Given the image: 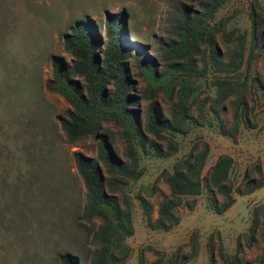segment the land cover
I'll use <instances>...</instances> for the list:
<instances>
[{"label": "rangeland", "instance_id": "obj_1", "mask_svg": "<svg viewBox=\"0 0 264 264\" xmlns=\"http://www.w3.org/2000/svg\"><path fill=\"white\" fill-rule=\"evenodd\" d=\"M174 1L0 0V141L4 143L0 159V264H57L58 250L81 254L94 247L73 214V210L80 212L84 203V185L71 151L94 156L97 139L86 136L75 143L66 142L57 116L70 105L61 94L45 87L51 75L50 55L70 61L62 40L76 18L92 20L102 41L105 13L122 12L129 40L142 43L144 52L160 69L169 55L165 28ZM253 10L260 37L251 48ZM208 24L217 28L213 39L221 59H227L241 43L240 62L232 70L215 69L210 60L204 64L196 55L200 71L173 72L168 79L153 84L138 75L132 56L127 58L135 85L131 92L154 87L147 99L140 98L134 105L143 122L150 100L167 118L174 102L190 101L188 110L194 119L184 118L180 132H164L167 139L158 140L147 132L163 150L168 149V154L158 156L152 150L140 153L138 176L126 177L124 187L116 191L120 207H124L123 190L128 199L131 231L116 246L123 245L125 253L114 264H155L156 260L162 264H225L231 257H237L240 264H264V0H227ZM207 48L205 45L206 53ZM133 51L131 47L130 53ZM166 83L171 91L162 87ZM199 106L202 118L198 117ZM104 126L116 136V153L130 165V148L122 127L111 122ZM193 146L195 151L204 152L199 175L220 154L230 157L227 181L232 203L220 213L213 212L207 207L208 193L202 184L198 193L181 195L167 229L150 228L136 193L147 200L154 218L158 202L169 193L165 172H171ZM257 169L261 185L248 193L235 192L244 171L256 177ZM216 196L220 201L221 194L216 192Z\"/></svg>", "mask_w": 264, "mask_h": 264}, {"label": "trees", "instance_id": "obj_2", "mask_svg": "<svg viewBox=\"0 0 264 264\" xmlns=\"http://www.w3.org/2000/svg\"><path fill=\"white\" fill-rule=\"evenodd\" d=\"M194 6L182 0H175L167 16L168 27L165 28V47L169 51L168 58L161 62L160 69H156V62L144 52L142 43L129 40L123 23V13H105L103 30L104 38L100 40L92 20L76 18L68 32L63 36V46L71 56L69 62L57 55H50L51 75L45 80V87L58 92L69 103V107L62 115L57 116L60 128L66 142L75 143L86 136L96 137L97 148L94 156L86 155L79 150H72L71 156L74 167L80 175L84 185V203L80 212L73 214L77 225L84 229L87 241L93 248H87L81 254L68 250H58L55 253L57 264H114L124 256V246L120 240L130 233L129 202L123 190L121 200L124 207H120L116 191L121 190L127 182L126 177H137V159L140 153L147 154L152 150L158 156L168 154L163 150L158 140L167 139L164 132L182 131L183 119L194 116L188 107L190 101L174 102L170 117H163L153 101H149L143 119L138 116V109L134 105L145 98L153 88H146L142 92L132 93L134 80L129 74L127 58L131 55L137 68L138 75L146 77L151 83L158 84L168 79L173 72L196 73L200 71L195 65L198 55L202 63H210L218 70H232L240 62L242 45L232 51L223 60L218 55V49L213 39L216 27L209 25L208 20L214 12L227 0H192ZM251 16V48L259 40V23L256 12ZM200 45H204L200 48ZM205 45L207 48L204 50ZM133 53H130V48ZM251 50L247 55V60ZM188 81L183 77L182 80ZM255 79V78H254ZM258 82V81H257ZM166 91H171L165 84ZM243 101L242 97H239ZM198 117L202 118L201 107H198ZM0 118V129H1ZM122 127L123 139L129 145L131 159L124 161L116 153L117 140L105 123ZM201 122V120H199ZM224 133L223 124L220 123ZM163 131V132H162ZM152 133L155 138H149ZM4 143L0 141V159L3 155ZM204 152L195 151L193 146L188 154L178 161L171 172H165V182L168 185V196L162 198L156 208V216L151 217L147 200L139 193L135 198L144 209L143 218L152 229H167L172 217V208L181 201V195L196 194L201 185L206 189L207 207L213 212L220 213L233 201L230 194V184L227 181V169L230 157L220 154L212 165L199 175V169ZM104 166L102 170L101 165ZM258 168V166H257ZM251 176L245 170L241 181L234 191L248 193L261 185L262 176ZM1 174V173H0ZM105 174H107L105 176ZM216 192L222 198L218 201ZM99 223L95 224V219ZM155 264H162L156 260ZM225 264H240L237 257L225 260Z\"/></svg>", "mask_w": 264, "mask_h": 264}]
</instances>
